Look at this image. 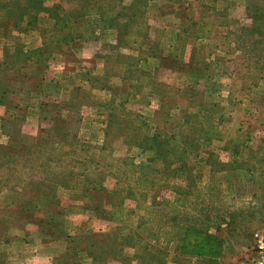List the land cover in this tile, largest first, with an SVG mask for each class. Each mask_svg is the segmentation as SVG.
<instances>
[{"label": "rangeland", "instance_id": "rangeland-1", "mask_svg": "<svg viewBox=\"0 0 264 264\" xmlns=\"http://www.w3.org/2000/svg\"><path fill=\"white\" fill-rule=\"evenodd\" d=\"M43 1L0 0V264L256 259L264 0Z\"/></svg>", "mask_w": 264, "mask_h": 264}, {"label": "trees", "instance_id": "trees-1", "mask_svg": "<svg viewBox=\"0 0 264 264\" xmlns=\"http://www.w3.org/2000/svg\"><path fill=\"white\" fill-rule=\"evenodd\" d=\"M21 6V11H16V15L19 16V19L22 22H28L30 26H34L36 23L38 24L39 18H42V15L45 13H50L51 17H47L48 20L54 22L55 24L61 21H67L70 17L61 18L60 7L55 4L53 7L45 9V3L43 0H19ZM24 3V4H21ZM28 5H32V10L28 9ZM10 17L14 16V12L8 13ZM65 21V22H66Z\"/></svg>", "mask_w": 264, "mask_h": 264}, {"label": "built area", "instance_id": "built-area-1", "mask_svg": "<svg viewBox=\"0 0 264 264\" xmlns=\"http://www.w3.org/2000/svg\"><path fill=\"white\" fill-rule=\"evenodd\" d=\"M256 259L248 264H264V239H261L259 235H256Z\"/></svg>", "mask_w": 264, "mask_h": 264}]
</instances>
